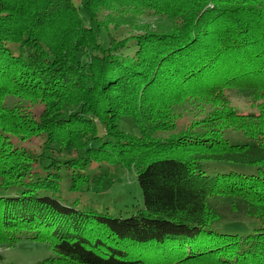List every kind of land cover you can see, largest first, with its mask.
Here are the masks:
<instances>
[{
  "label": "trees",
  "instance_id": "1",
  "mask_svg": "<svg viewBox=\"0 0 264 264\" xmlns=\"http://www.w3.org/2000/svg\"><path fill=\"white\" fill-rule=\"evenodd\" d=\"M81 3L80 12L71 0H0V190L8 193L0 196V249L44 242L53 256L38 264H264V0ZM113 4L150 8L170 25L117 41L94 20ZM227 89L245 91L258 113L233 111ZM166 92L211 106L206 133L160 139L153 133L167 130L166 113L124 114L130 101ZM15 98L45 103L48 112L37 121L6 109ZM124 117L137 132L119 129ZM229 128L246 142L223 138ZM40 137L42 150L127 160L143 209L111 218L57 200L59 171L78 167L74 160L53 164L12 146ZM84 178L72 175L71 190ZM217 205L254 227L219 232Z\"/></svg>",
  "mask_w": 264,
  "mask_h": 264
},
{
  "label": "rangeland",
  "instance_id": "2",
  "mask_svg": "<svg viewBox=\"0 0 264 264\" xmlns=\"http://www.w3.org/2000/svg\"><path fill=\"white\" fill-rule=\"evenodd\" d=\"M74 6L81 12V0H71ZM139 9L134 4L129 6L110 5L107 9L103 8L98 11L94 20L102 27L110 30V34L117 40L121 41L134 35H143L145 32H159L164 30V27L170 25L165 21V18L152 15L153 10ZM84 15V14H83ZM66 93L67 92V89ZM65 90L62 93L65 94ZM69 91V90H68ZM70 92V91H69ZM226 99L228 105L233 111L238 114H256L258 113L257 103H252L247 93L240 89H227ZM153 95V94H152ZM151 95V96H152ZM163 98L170 104L166 107L163 98L155 100L154 98H145L141 102L130 101L124 109L126 116L133 115L139 118L148 112L153 116L156 113H166V118L169 119L167 130H156L153 136L160 139L175 138L184 133L203 134L206 133V126L203 124L205 117L210 113L211 106L195 104L196 101L183 100L177 95H170L166 92ZM170 95V96H169ZM150 96V97H151ZM7 109L13 105L31 115L32 119L39 120L44 117L46 112V104L40 101H25V99H17L14 101L7 100L3 103ZM152 108V109H151ZM164 111V112H163ZM121 112L118 108L117 113ZM137 120V119H136ZM155 120L151 124H156ZM95 134L98 129V134L101 137L105 129L97 121H94ZM158 122H165L159 120ZM87 126L82 128L83 134L90 136L88 131L91 124L86 123ZM147 125V124H146ZM119 129L128 133L137 132L136 125L132 122L131 117H124L120 120ZM210 130V129H209ZM223 138L228 139L230 143L240 144L245 143L246 139L240 132L233 131L230 128L220 130ZM24 150H27L35 158L42 155H47L52 159V162L59 163L60 160H74L78 167L62 168L59 171L60 180L58 183V190L52 194L57 200L73 205L81 212L94 211L98 214H106L111 218H129L134 216L137 212L143 209L142 193L136 182L135 173L128 167V161L120 156L110 155L104 162H95L93 157L89 160L83 155V152H75L76 150L68 149L66 151L57 150L52 146L42 150L46 145L44 140L40 138L29 139L28 141H20L12 139V146L17 144ZM40 153V154H39ZM105 158V157H103ZM49 159V160H51ZM59 160V161H58ZM82 163L80 165L79 163ZM89 166V167H85ZM82 174L87 177L84 182L80 183L79 189L71 190L70 178L72 175ZM8 193L0 190V196H6ZM218 212L224 218L216 228L219 232H237L246 234L251 230L253 224L251 220L244 217L232 218L229 215L227 207L224 205H217ZM0 256L3 257L2 264H38L53 256L52 249L44 242H37L34 240L22 239L16 243L12 248L0 249Z\"/></svg>",
  "mask_w": 264,
  "mask_h": 264
}]
</instances>
